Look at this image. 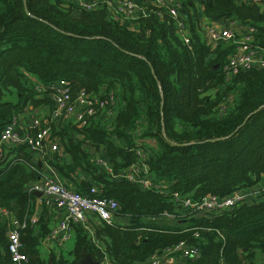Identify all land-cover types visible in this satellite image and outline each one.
<instances>
[{
    "label": "trees",
    "instance_id": "16d2710c",
    "mask_svg": "<svg viewBox=\"0 0 264 264\" xmlns=\"http://www.w3.org/2000/svg\"><path fill=\"white\" fill-rule=\"evenodd\" d=\"M181 1L190 44L176 34L167 13L162 20L153 14L141 20L148 32L139 33L114 22L106 7L80 11L64 0H0V129L21 118L31 124L35 116L27 112H46L44 126L63 151L48 163L77 192L99 187L102 196L118 202V218L129 219L127 226L94 225L99 245L76 225L73 258L51 250V262L43 250L51 211L43 203L34 219L35 195L28 192L46 172L29 146L12 147L0 160V264H15L9 252L13 220L27 256L22 264H78L84 249L98 262L106 253L114 264H148L155 253L181 243L200 256L174 264H264L263 199L193 217L173 198L174 192L225 198L262 184L264 68L229 79L225 64L235 46L207 45L193 29V16L202 7L209 21L249 26V45L264 50V7L239 0ZM61 81L69 83L71 101L81 91L103 98L113 93L118 108L83 129L72 119L55 121L46 87ZM38 86L46 90L41 94ZM87 143L95 152L104 148L101 156L116 173L138 163L142 149L152 175L167 181L169 191L112 178L92 161ZM165 213L179 216L169 221Z\"/></svg>",
    "mask_w": 264,
    "mask_h": 264
},
{
    "label": "built area",
    "instance_id": "2783aa9c",
    "mask_svg": "<svg viewBox=\"0 0 264 264\" xmlns=\"http://www.w3.org/2000/svg\"><path fill=\"white\" fill-rule=\"evenodd\" d=\"M239 1L264 7V0ZM64 2L80 11H96L101 7H106L110 18L114 22L121 26L125 25L139 33L148 32L146 27L141 25V20L152 14L162 20L165 13H167L174 21L176 34L187 44H190L191 28L183 12L181 0H64ZM193 20V29L200 31L207 45L212 48L221 45L235 46V51L231 52L225 64L229 79L240 71L264 68V50L249 45L252 42L253 28L236 22H212L207 20L206 17L201 18L198 11L194 14ZM46 88L51 91L52 99L55 102L52 113V119L55 121L68 122L72 119L79 129H83L88 126L90 120L96 119L97 116L105 114V117H112L115 113L117 103L113 93L103 98L99 95H91L81 91L78 97L71 101L68 82L61 81L56 86ZM37 90L42 94V91L46 89L38 86ZM105 92L107 93V91ZM30 125V128L36 129L33 134L24 133L20 127V122L17 120L0 129V160L7 157L8 149L20 145L29 146L35 153H40L48 161L59 152L60 143L58 138L52 136L51 129L44 126L41 117H33ZM103 153V147L98 152L94 150L91 159L112 178L136 183L145 190L160 193L169 191L170 184L167 181L155 179L152 175L142 149H137V154L141 157V160L129 169L119 173H116L114 166L101 156ZM260 188H264V185L253 190L238 191L225 198L207 195L201 199H193L178 192L173 193V198L190 216H217L244 204L253 203L261 196ZM28 192L41 193L42 203L48 209H54L59 215L46 240V247L57 253L62 250L61 248L67 242L74 238L76 225H81L99 245L100 243L93 233V226L98 225L100 221L116 225L114 219L118 220L116 213L119 209L118 202L102 196L100 188L96 185L91 186L88 192H77L72 184L65 181L60 174L46 173L39 181L29 185ZM185 215H182V217H185ZM165 216L174 220L179 215L165 213ZM13 224L16 229H12L9 234V252L15 264H22L27 260V256L22 251L23 244L17 229L20 227L19 223L13 220ZM199 256L200 253L197 248L181 243L165 250L163 253H155L148 264H174L177 261L197 259ZM99 264L114 263L104 253V258Z\"/></svg>",
    "mask_w": 264,
    "mask_h": 264
},
{
    "label": "crops",
    "instance_id": "0c3cea01",
    "mask_svg": "<svg viewBox=\"0 0 264 264\" xmlns=\"http://www.w3.org/2000/svg\"><path fill=\"white\" fill-rule=\"evenodd\" d=\"M198 12H199V16L201 18H204V14H201V13H203V8L202 7H199L198 8ZM35 113H36V115H34V116L41 117V119L43 121H45V124L46 123H49V121L47 120L48 114L46 112H44V111H37ZM30 126L31 125L29 124V121L28 120H25L24 118H21L20 127L22 128V130H23L24 133H30V130H29L30 129ZM85 149L87 151H89V152H93L94 149H95V147H93V146H91L90 144L87 143V144H85ZM60 150H61L60 153L63 154L62 149H60ZM34 159L36 160L37 163H39V165H43L44 171L46 173H48V174H59L58 170L56 168H54L53 166H51L48 163V160L45 157H43L40 153H35L34 154ZM263 185H264V178L262 180V184L259 187H261ZM34 195H35V197L33 198V203H34V205L36 207V211H35V215L33 216V218L34 219L36 218L38 220V217L40 215V212L44 208V204L42 203V201H41L40 196L38 195V193L37 194H34ZM259 199L260 200L261 199L264 200V194ZM49 210L51 211L50 212V214H51V217H50V219H51L50 225L52 226V225L55 224V222L59 218V215L57 214V212L54 209H49ZM121 222H123L122 226L129 225V219L127 217H121ZM124 222H125V224H124ZM74 244H75V242H74ZM44 248H43V250L45 252L46 257H48V259H51V253H50L51 249L49 247H44ZM73 249H74V245L69 250L70 257H67L66 256L67 258H71V259L73 258V256H72V250ZM60 252H62V250Z\"/></svg>",
    "mask_w": 264,
    "mask_h": 264
},
{
    "label": "rangeland",
    "instance_id": "374dc122",
    "mask_svg": "<svg viewBox=\"0 0 264 264\" xmlns=\"http://www.w3.org/2000/svg\"><path fill=\"white\" fill-rule=\"evenodd\" d=\"M116 109H115V111L117 110V108H118V106H116L115 107ZM33 115H36V113L35 114H33V113H29V112H27L26 114H25V116H33ZM52 157H54V155L52 156ZM261 189V196L264 194V188H260ZM169 221H171L170 219H169ZM114 222L116 223V225H119V226H122V224H123V222H121V219H118V220H116V219H114ZM124 224H125V222H124ZM73 245H74V239H71L69 242H67L61 249H62V251L64 252V254H65V256H67V257H70V255H69V250L73 247ZM45 249V248H44Z\"/></svg>",
    "mask_w": 264,
    "mask_h": 264
},
{
    "label": "water",
    "instance_id": "95a60500",
    "mask_svg": "<svg viewBox=\"0 0 264 264\" xmlns=\"http://www.w3.org/2000/svg\"><path fill=\"white\" fill-rule=\"evenodd\" d=\"M39 196H41V193H38ZM50 261L52 262V257L50 259ZM78 264H99V262L97 260H95L91 254H89L85 249L83 250V252L81 253V258L78 262Z\"/></svg>",
    "mask_w": 264,
    "mask_h": 264
}]
</instances>
